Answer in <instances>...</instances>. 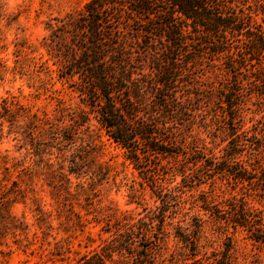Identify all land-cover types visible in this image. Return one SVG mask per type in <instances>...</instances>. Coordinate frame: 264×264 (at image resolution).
Returning a JSON list of instances; mask_svg holds the SVG:
<instances>
[{
    "label": "trees",
    "instance_id": "1",
    "mask_svg": "<svg viewBox=\"0 0 264 264\" xmlns=\"http://www.w3.org/2000/svg\"><path fill=\"white\" fill-rule=\"evenodd\" d=\"M46 29L58 79L74 84L87 108L70 119L87 128L95 120L159 202L137 221L112 224L110 237L75 264H230L227 253H201V219L184 211L183 194L220 179L247 197H264V114L247 130L240 119L251 97L264 113V0H88L80 13L52 19ZM204 63L227 72V87L210 94L200 89L193 68ZM205 99L219 101L227 125L229 141L219 156L191 134ZM72 152L69 175L86 176L92 186L108 179L102 164L89 170ZM242 199L226 221L250 229V238L264 246V215ZM195 202L223 219L206 198ZM174 223L173 235L185 249L180 259L164 253Z\"/></svg>",
    "mask_w": 264,
    "mask_h": 264
},
{
    "label": "rangeland",
    "instance_id": "2",
    "mask_svg": "<svg viewBox=\"0 0 264 264\" xmlns=\"http://www.w3.org/2000/svg\"><path fill=\"white\" fill-rule=\"evenodd\" d=\"M87 2L0 0V264H75L78 255L99 248L110 237L112 224L137 221L145 208L159 204L124 151L106 140L95 120L87 128L70 119L87 108L74 84L58 79L57 59L45 48L51 42L46 27L52 19L80 13ZM193 70L206 94L220 91L231 80L227 72H213L205 63ZM218 102L205 99L204 116L191 124L192 137L217 156L229 141ZM257 104V98L251 97L240 110L246 130L264 114L257 112ZM70 149L78 151L89 170H97L96 161L102 164L108 179L92 186L86 176L69 175ZM183 197L184 211L201 219L202 254L227 253L230 264H264V246L250 238V229L226 221L232 217L233 205H242L243 197L264 215V197H247L220 179L189 189ZM204 198L218 208L222 220L194 204ZM175 224L168 229L164 253L180 259L185 249L173 235ZM60 255L69 259L62 261Z\"/></svg>",
    "mask_w": 264,
    "mask_h": 264
}]
</instances>
